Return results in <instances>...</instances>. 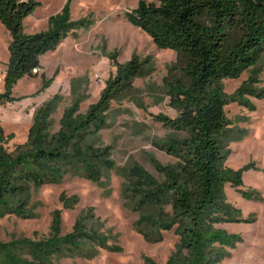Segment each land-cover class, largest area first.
I'll return each mask as SVG.
<instances>
[{"label":"trees","instance_id":"trees-1","mask_svg":"<svg viewBox=\"0 0 264 264\" xmlns=\"http://www.w3.org/2000/svg\"><path fill=\"white\" fill-rule=\"evenodd\" d=\"M157 1L158 6L141 1L126 19L160 49L185 59L181 68L184 78L166 81L170 106L177 117L155 118L184 136L156 144L176 158L177 165L155 162L161 181L138 165L118 168L110 148H98L90 142L107 129L112 103L132 89L135 79L144 77L150 64L149 59L142 61L137 56L119 64L115 54L111 60L116 77L107 82L99 102L85 115L79 114L77 102L65 112L59 133L51 134L56 100L42 107L28 140L14 152L6 148L9 138L0 122V220L7 216L33 219L29 213L32 190L59 185L67 174L109 188L111 174L116 171L123 179L125 208L139 215L134 227L140 235L150 244L162 243L168 232L179 238L166 264H222L229 257L227 249L242 240L217 227L239 221L240 211L228 203L224 190L230 185L245 198L249 193L243 189L244 171L227 167L234 132L226 109L233 102L251 105L246 94L229 98L223 83L255 69L264 55V0ZM40 7L42 3L36 0H0V22L10 36V60L0 105L14 101L13 90L21 80L39 77L34 72L43 69L41 58L57 50L77 27L70 23L68 4L62 14L51 18L48 31L27 34L25 22ZM57 75L50 80L45 74L41 76L42 92ZM243 92L241 89L239 94ZM247 95L264 99V91ZM79 201L77 196L63 194L61 198L65 209L73 210ZM62 220V211H56L52 240L28 242L27 251L22 248L18 252L17 247L0 243V264H54L55 259L71 255L91 256L93 248L108 240L105 231L85 226L86 217L62 236ZM25 251L30 260L22 259ZM145 264L158 263L147 258Z\"/></svg>","mask_w":264,"mask_h":264},{"label":"rangeland","instance_id":"rangeland-1","mask_svg":"<svg viewBox=\"0 0 264 264\" xmlns=\"http://www.w3.org/2000/svg\"><path fill=\"white\" fill-rule=\"evenodd\" d=\"M42 3L25 22L27 34L46 32L50 20L70 8V23L77 25L59 48L41 58L43 69L37 79L24 78L13 90L11 103L0 105V122L9 138L6 146L14 152L17 145L28 140L38 112L48 102L56 100L52 115L51 134L61 130L65 112L79 102V114L85 115L99 102L107 82L116 77L111 58L117 54L119 64H127L134 56L150 60L142 78L133 81L132 89L112 103L108 127L90 142L98 148H110L118 168L138 165L162 181L155 162L176 166L178 161L156 144H164L184 136L164 127L155 118L160 115L176 118L170 106L166 81L184 78L181 68L185 59L177 53L162 50L141 29L131 25L126 14L138 8L141 1L159 5L157 0H36ZM10 36L0 22V95L5 93V76L10 60ZM54 83L43 92L44 79ZM229 98L246 94L250 106L230 103L227 115L232 122L234 140L227 167L243 170V189L247 197L227 185L224 193L228 203L240 211L238 222L217 226L230 235L241 237L235 248L227 249L229 257L222 264H264V99L247 95L264 91V55L259 65L238 80L223 83ZM244 92L239 94V91ZM41 91V92H40ZM13 136V137H11ZM123 179L113 171L109 188L100 187L84 177L67 174L59 185L32 190L29 213L33 219L7 216L0 220V243L26 250L28 242L52 240L53 218L62 211V236L73 231L76 222L86 217L85 226L97 232L105 231L104 246L94 254L71 255L55 259L54 264H145L147 258L166 264L176 250L179 238L173 232L164 234L160 244H150L135 229L139 215L125 208L122 196ZM77 196L75 208L65 209L62 195ZM170 211V207L167 209ZM219 248V247H218ZM27 251V250H26ZM22 259L30 260L27 252ZM17 252V253H18Z\"/></svg>","mask_w":264,"mask_h":264},{"label":"built area","instance_id":"built-area-1","mask_svg":"<svg viewBox=\"0 0 264 264\" xmlns=\"http://www.w3.org/2000/svg\"><path fill=\"white\" fill-rule=\"evenodd\" d=\"M39 71H40V70H35V72H34V73H35V74H38V73H39Z\"/></svg>","mask_w":264,"mask_h":264},{"label":"crops","instance_id":"crops-1","mask_svg":"<svg viewBox=\"0 0 264 264\" xmlns=\"http://www.w3.org/2000/svg\"><path fill=\"white\" fill-rule=\"evenodd\" d=\"M29 19H30V18H28L27 21H28ZM27 21H26V22H27Z\"/></svg>","mask_w":264,"mask_h":264}]
</instances>
